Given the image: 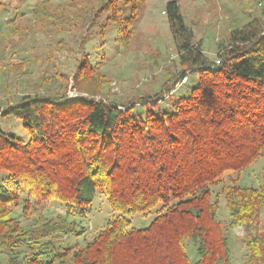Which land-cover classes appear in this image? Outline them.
Instances as JSON below:
<instances>
[{
  "label": "trees",
  "instance_id": "obj_1",
  "mask_svg": "<svg viewBox=\"0 0 264 264\" xmlns=\"http://www.w3.org/2000/svg\"><path fill=\"white\" fill-rule=\"evenodd\" d=\"M261 1L255 3L261 15L250 13L246 24L230 30L217 64L193 42L176 0L165 3L184 68L179 78L186 70L198 75L197 84L168 107L158 105V92L125 104L85 98L66 102L55 88L0 103L1 115L21 119L30 133L24 142L0 131V264H232L230 229L247 249L244 264H264V222L259 218L264 184L255 188L236 182L264 147ZM45 2L32 13H44ZM144 3L98 0V32L113 24L117 40L127 46ZM7 66L20 75L28 72L25 61ZM96 66L81 65L74 84L99 91L104 77ZM225 172L237 176L220 188L228 221L216 217L218 198L210 196V185ZM97 192L106 195L114 214L83 245H55L63 235L78 232L67 217L87 215ZM33 197L61 201L64 215L24 228L12 206L20 204L28 218ZM152 210L155 216L147 227L131 225V215ZM188 239L195 243V261L186 252Z\"/></svg>",
  "mask_w": 264,
  "mask_h": 264
},
{
  "label": "rangeland",
  "instance_id": "obj_2",
  "mask_svg": "<svg viewBox=\"0 0 264 264\" xmlns=\"http://www.w3.org/2000/svg\"><path fill=\"white\" fill-rule=\"evenodd\" d=\"M40 1L0 0V103L7 98L18 100L27 93L47 94L55 88L58 94L64 93L66 102L85 98L125 104L158 92L162 94L158 105L168 107L171 99L186 95L197 84L195 70H186L179 78L184 68L176 53L177 39L164 12L165 3L170 0H145L127 46L117 40L113 24H108L106 32H98L102 19L94 12L98 0H48L44 3L45 12L35 15L32 9ZM258 1L261 0H176L184 23L193 32V42L199 43L203 53L214 62L219 47L227 44L230 30L246 24L250 13L261 15V9L255 6ZM22 61L27 64L26 74L20 75L7 66ZM83 64L97 65L98 74L104 77L96 93L74 84L75 74L83 69ZM54 76L59 80H54ZM0 131L24 142L30 138L22 120L10 114L0 113ZM236 177L235 172H225L218 184L210 185L211 199L218 198L216 217L220 220H229L221 185ZM236 182L255 188L264 184V147ZM21 208L20 204L12 206V215L24 228L36 220L56 221L65 211L63 203L52 197L31 198L28 218L22 216ZM113 214L106 195L97 192L87 215L76 213L67 217L75 222L78 232L63 235L55 245H83ZM154 216L153 210L146 216L135 213L130 216L131 225L145 228ZM259 218L263 223L264 209ZM227 237L231 263L244 264L247 249L237 231L228 230ZM185 247L189 258L197 260L195 243L188 239Z\"/></svg>",
  "mask_w": 264,
  "mask_h": 264
},
{
  "label": "built area",
  "instance_id": "obj_3",
  "mask_svg": "<svg viewBox=\"0 0 264 264\" xmlns=\"http://www.w3.org/2000/svg\"><path fill=\"white\" fill-rule=\"evenodd\" d=\"M216 63H219V59H216V61H215Z\"/></svg>",
  "mask_w": 264,
  "mask_h": 264
}]
</instances>
